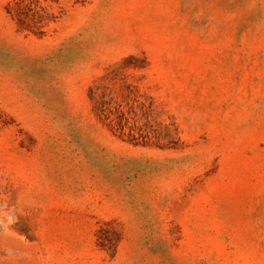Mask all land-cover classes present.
<instances>
[{"label":"rangeland","instance_id":"rangeland-1","mask_svg":"<svg viewBox=\"0 0 264 264\" xmlns=\"http://www.w3.org/2000/svg\"><path fill=\"white\" fill-rule=\"evenodd\" d=\"M0 264H264V0H0Z\"/></svg>","mask_w":264,"mask_h":264},{"label":"trees","instance_id":"trees-1","mask_svg":"<svg viewBox=\"0 0 264 264\" xmlns=\"http://www.w3.org/2000/svg\"><path fill=\"white\" fill-rule=\"evenodd\" d=\"M14 15L24 24L21 6L16 5ZM89 89L93 111L109 132L134 146L147 143L159 144L173 139L171 125L157 120L151 105L140 102L134 94L136 87L126 81L116 83L112 79Z\"/></svg>","mask_w":264,"mask_h":264}]
</instances>
